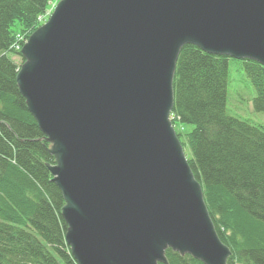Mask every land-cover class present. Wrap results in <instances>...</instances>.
<instances>
[{"label": "water", "instance_id": "95a60500", "mask_svg": "<svg viewBox=\"0 0 264 264\" xmlns=\"http://www.w3.org/2000/svg\"><path fill=\"white\" fill-rule=\"evenodd\" d=\"M188 45L264 66V0H60L17 75L77 264H227L171 119Z\"/></svg>", "mask_w": 264, "mask_h": 264}, {"label": "trees", "instance_id": "16d2710c", "mask_svg": "<svg viewBox=\"0 0 264 264\" xmlns=\"http://www.w3.org/2000/svg\"><path fill=\"white\" fill-rule=\"evenodd\" d=\"M55 0H0V264H77L66 242L56 159L21 95V50ZM188 45L179 55L172 121L227 264H264V126L228 113L230 62ZM237 61V60H234ZM240 63L264 114V66ZM187 127L192 129L187 130ZM169 264H203L168 249Z\"/></svg>", "mask_w": 264, "mask_h": 264}, {"label": "rangeland", "instance_id": "374dc122", "mask_svg": "<svg viewBox=\"0 0 264 264\" xmlns=\"http://www.w3.org/2000/svg\"><path fill=\"white\" fill-rule=\"evenodd\" d=\"M15 60L19 65H23V61L19 58L16 57ZM255 97V88L251 82V79L247 77L243 66L237 61L232 60L230 62L229 68L227 100V109L229 115L232 117L250 120L256 124L264 126V114L257 112L254 108ZM190 129H192V127H187V130Z\"/></svg>", "mask_w": 264, "mask_h": 264}, {"label": "built area", "instance_id": "2783aa9c", "mask_svg": "<svg viewBox=\"0 0 264 264\" xmlns=\"http://www.w3.org/2000/svg\"><path fill=\"white\" fill-rule=\"evenodd\" d=\"M43 20H44V17H40L39 21L41 22V21H43Z\"/></svg>", "mask_w": 264, "mask_h": 264}]
</instances>
